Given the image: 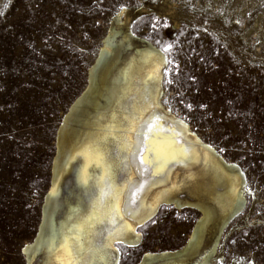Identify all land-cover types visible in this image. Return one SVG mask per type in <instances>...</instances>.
<instances>
[{
    "label": "rangeland",
    "instance_id": "374dc122",
    "mask_svg": "<svg viewBox=\"0 0 264 264\" xmlns=\"http://www.w3.org/2000/svg\"><path fill=\"white\" fill-rule=\"evenodd\" d=\"M121 8L139 48L171 45L162 107L242 173L243 207L221 233L215 264H264V0H0V264H47V248L32 243L53 182L57 133ZM160 135L185 145L179 133ZM152 173L143 170L140 181L157 178ZM81 193L74 162L58 207L49 209L55 226ZM195 209L159 207L136 229V246L114 244L119 264L179 250L201 215Z\"/></svg>",
    "mask_w": 264,
    "mask_h": 264
},
{
    "label": "bare ground",
    "instance_id": "6f19581e",
    "mask_svg": "<svg viewBox=\"0 0 264 264\" xmlns=\"http://www.w3.org/2000/svg\"><path fill=\"white\" fill-rule=\"evenodd\" d=\"M168 15L173 17L174 13ZM130 25L126 9L121 8L112 18L109 35L104 39L103 46L99 49L89 69V74L87 72V86L64 116L57 133L56 156L52 167L53 182L45 196L41 223L32 244L41 246L42 249L47 248L44 228H47L51 235L50 240L59 238L84 215L89 201V189L80 181L81 169L86 164L88 165V174L93 177L90 180L93 189L96 179L103 176L104 169L95 163H90V160L94 159L92 151H89L87 157L76 154L87 151L90 147L94 149L93 142L105 136L109 131L108 126L118 124L122 118L123 113L119 112L120 105L132 103L129 97H135L138 89L143 91L147 88L149 93L155 96L156 104L159 105L154 109L155 113L157 114L160 110L159 116H163V119L156 121L155 126L167 124L164 127L174 129L171 131L173 134L179 133L185 142L181 150L189 154V159L187 161L177 160L167 168L165 173L144 182L140 181L141 172L137 171L135 164H130L127 170L117 169L116 183L118 185H123L125 179H130V184L123 188L119 198L120 208L124 213H130V215H123L122 222L129 225L130 229H137L138 225L141 226L151 219L161 206L196 208L201 215L194 224L184 246L179 250L157 254L144 253L137 264H215L216 246L221 233L231 218L243 207L242 173L236 165L226 163L212 147L203 144L199 136L191 132L183 121L181 123V120L172 115L168 109L162 107L160 102L162 61L156 55H152L147 62L140 59L141 54L151 52L156 48L151 44L139 48L141 44L136 45ZM116 35L120 36L119 40L115 39ZM134 57L138 63L133 65L129 79L125 76V70ZM156 71H159L160 78L154 82L144 83L145 77ZM126 89L130 91L124 99H121ZM113 112L118 113L115 120L112 118ZM103 146L110 162L120 159L118 144L112 135L107 136L103 141ZM164 148L166 149V146ZM74 162L76 163V184L83 193L85 201L79 194L74 204L66 203L64 217L55 226L52 212L49 213V209L54 210L58 207L56 196L60 191V182ZM190 176L191 179H189ZM129 189L135 192V198H132ZM183 193L197 200L182 198ZM129 200H132L131 204ZM120 223L118 221L111 227L118 229ZM214 228L216 231L213 242L208 248H204L206 234ZM119 240L123 243L117 242ZM138 240L139 236L130 230L123 234L114 233L109 240L113 245L111 251L119 258L114 244L134 247L138 244ZM30 246L27 248L29 249ZM46 255L47 264H56L54 259H50L48 252ZM57 255H62V253L58 252Z\"/></svg>",
    "mask_w": 264,
    "mask_h": 264
},
{
    "label": "snow or ice",
    "instance_id": "6c2138e0",
    "mask_svg": "<svg viewBox=\"0 0 264 264\" xmlns=\"http://www.w3.org/2000/svg\"><path fill=\"white\" fill-rule=\"evenodd\" d=\"M170 48L171 45H164L160 49H153L151 52L141 54L140 59L147 62L152 55L159 56L162 61L160 67H163L171 63L168 60ZM136 63L138 61L134 57L125 70V76L129 79V73ZM164 71L167 72L168 69L165 67ZM159 78L160 73L156 71L146 76L144 83L154 82ZM168 83H172V81H168ZM128 91L130 89L125 90L121 99L127 96ZM155 91L158 93V89ZM129 99L132 100V103L120 105L119 112H122L123 116L118 124L108 126L109 131L106 135L93 142L94 149L90 147L89 150L76 154L87 157L89 151H92L94 159L90 160V163L102 167L104 174L96 179L93 189V185L90 184L93 177L88 174V165L86 164L81 169L80 181L89 189L88 205L84 215L77 222L73 223L59 238H52L49 241L48 255L50 259L56 261V264H119V258L111 251L113 245L109 240L114 233L123 234L128 230L137 236L139 233L135 228L130 229L129 225L122 222L123 215H130V213H124L120 208L119 198L123 188L130 184V179H125L123 185H118L116 183L117 169L127 170L130 164H135L138 172L152 169L153 176H159L165 173L167 168L177 160L187 161L189 159V154L186 151L175 147V140L165 141L160 135L162 132L174 131V129H165L162 125L154 127L155 120L163 119L162 115L157 117L154 111L156 107H159L156 104L155 96L145 88L143 91L138 89L137 95L129 97ZM117 115V112H113L112 118L115 120ZM181 123L183 122L181 121ZM109 135H112L118 144L120 155L118 161L110 162L108 154L104 151L103 141ZM165 144L166 149L164 148ZM129 190L131 192V189ZM131 196L135 198V192H131ZM131 203L132 200H129V204ZM118 221L121 222L118 229L111 227ZM117 242L123 243L122 240ZM58 252L62 255H57ZM115 252L118 253L119 249H115Z\"/></svg>",
    "mask_w": 264,
    "mask_h": 264
}]
</instances>
